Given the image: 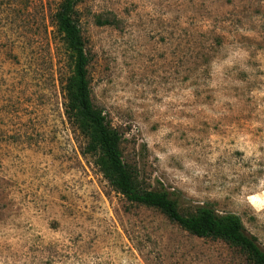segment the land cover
Returning a JSON list of instances; mask_svg holds the SVG:
<instances>
[{"label":"rangeland","instance_id":"1","mask_svg":"<svg viewBox=\"0 0 264 264\" xmlns=\"http://www.w3.org/2000/svg\"><path fill=\"white\" fill-rule=\"evenodd\" d=\"M59 0H0V264H250L131 204L64 113ZM93 104L138 185L241 218L264 250V0H83Z\"/></svg>","mask_w":264,"mask_h":264},{"label":"trees","instance_id":"2","mask_svg":"<svg viewBox=\"0 0 264 264\" xmlns=\"http://www.w3.org/2000/svg\"><path fill=\"white\" fill-rule=\"evenodd\" d=\"M83 0H59L52 16L73 58L72 72L63 84L64 113L68 122L86 139L82 153L93 157L94 165L107 183L131 204L154 208L191 235L222 240L237 248L250 264H264V250L249 234L241 218L219 214L207 204L187 206L165 190L142 189L123 161L121 135L110 127L103 111L91 99L88 78L89 57L78 23L77 5Z\"/></svg>","mask_w":264,"mask_h":264}]
</instances>
